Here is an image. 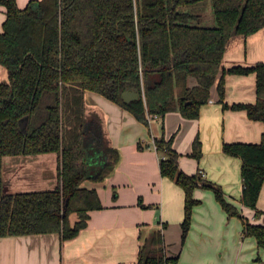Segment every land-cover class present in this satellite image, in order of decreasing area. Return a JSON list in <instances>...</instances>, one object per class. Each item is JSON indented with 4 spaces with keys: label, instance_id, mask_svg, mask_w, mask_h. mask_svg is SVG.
Wrapping results in <instances>:
<instances>
[{
    "label": "trees",
    "instance_id": "1",
    "mask_svg": "<svg viewBox=\"0 0 264 264\" xmlns=\"http://www.w3.org/2000/svg\"><path fill=\"white\" fill-rule=\"evenodd\" d=\"M207 2L31 0L21 8L17 0H0L7 14L0 31V63L9 74L8 81L0 82V237L59 233L62 241L72 239L88 225L90 211L104 207L97 189L82 183L103 181L119 164L121 152L110 144L101 122L86 114L87 89L149 126L150 116L164 117L173 110L198 118L220 71L221 101L225 73L255 72L256 102L224 106L246 110L251 119L264 122V61L229 69L223 64L232 36L264 28V0H211L209 22ZM190 76L196 85H189ZM127 89L141 97L126 102ZM173 141L174 135L167 139L165 134L154 139L162 175L185 193L183 240L194 206L201 202L194 191L204 187L215 192L230 216L244 220V237L254 236L264 248V224L246 220L201 170L183 171ZM223 149L242 160L241 201L257 208L264 184V132L259 142H224ZM46 152H57L60 158L55 188L5 192L6 156ZM190 155L202 156L199 136ZM177 259L167 256L164 233L158 229L141 246L138 264H176Z\"/></svg>",
    "mask_w": 264,
    "mask_h": 264
},
{
    "label": "crops",
    "instance_id": "2",
    "mask_svg": "<svg viewBox=\"0 0 264 264\" xmlns=\"http://www.w3.org/2000/svg\"><path fill=\"white\" fill-rule=\"evenodd\" d=\"M30 1L17 0L21 8ZM6 17V7L0 4V31ZM259 61H264V28L249 36L231 37L223 61L226 69ZM222 74L220 71L198 118L173 110L152 119L149 126L120 104L87 89L86 114L101 122L110 144L121 152L119 164L103 181L86 179L90 182L87 187L97 189L104 207L91 210L88 225L72 239L62 241L59 233L0 237V264H138L141 246L158 229L163 230L167 256L178 257L176 264H264V248L254 236L244 237V220L230 216L212 189H195L194 197L201 202L194 206L192 224L183 240L185 193L162 175L161 155L154 142L163 134L167 139L174 135L173 147L180 153L183 171L195 174L201 170L205 178L222 187L227 200L246 220L264 224V184L257 208L244 205L242 160L223 149L224 142L261 140L264 122L251 119L246 110L224 106L256 102L257 76L255 72L225 73L221 101L218 82ZM8 80V70L0 63V82ZM188 82L190 86L197 84L194 76ZM197 136L200 159L190 155ZM59 161L57 152L6 156L5 192L55 188Z\"/></svg>",
    "mask_w": 264,
    "mask_h": 264
},
{
    "label": "water",
    "instance_id": "3",
    "mask_svg": "<svg viewBox=\"0 0 264 264\" xmlns=\"http://www.w3.org/2000/svg\"><path fill=\"white\" fill-rule=\"evenodd\" d=\"M141 97V93L136 90L127 89L123 93V98L126 102H130L135 99H139ZM68 202V199L66 200ZM65 215V212L63 213V216Z\"/></svg>",
    "mask_w": 264,
    "mask_h": 264
},
{
    "label": "rangeland",
    "instance_id": "4",
    "mask_svg": "<svg viewBox=\"0 0 264 264\" xmlns=\"http://www.w3.org/2000/svg\"><path fill=\"white\" fill-rule=\"evenodd\" d=\"M205 14H206V17L208 19V22L211 21L212 18H213V8H212V5H211V0H208V2H207V7H206ZM213 23L214 22H212L210 24H213ZM82 184L85 185V186H88V185H90V182H89V180H84ZM4 189H6V186H4Z\"/></svg>",
    "mask_w": 264,
    "mask_h": 264
},
{
    "label": "built area",
    "instance_id": "5",
    "mask_svg": "<svg viewBox=\"0 0 264 264\" xmlns=\"http://www.w3.org/2000/svg\"><path fill=\"white\" fill-rule=\"evenodd\" d=\"M157 117H159V116H157V115L150 116V117H149L150 122H151L152 119L157 118ZM155 146H156V145H155Z\"/></svg>",
    "mask_w": 264,
    "mask_h": 264
}]
</instances>
